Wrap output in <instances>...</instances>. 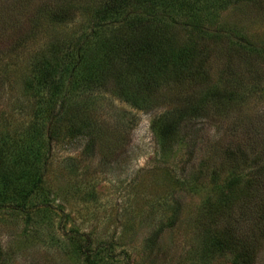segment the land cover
Returning a JSON list of instances; mask_svg holds the SVG:
<instances>
[{"label": "rangeland", "instance_id": "obj_1", "mask_svg": "<svg viewBox=\"0 0 264 264\" xmlns=\"http://www.w3.org/2000/svg\"><path fill=\"white\" fill-rule=\"evenodd\" d=\"M103 1L0 0V135H13L30 118L27 81L38 60L53 57L56 48L58 57L70 54L72 41L90 30V10ZM61 5H71L63 21L53 16ZM218 22L263 48L264 0H240ZM220 37L203 40L211 76L220 79L230 57L250 95L225 114L188 120L165 149L151 127L167 106L144 111L110 92L97 95L106 138L63 132L44 167L45 185L30 206L0 208V264H90L82 252L87 239L94 264H264V232L257 233V227L264 229V85L255 94L251 88L257 78L264 83V56H227L234 37ZM169 89L190 91L187 82ZM90 141L95 150L88 148ZM0 151L6 156L0 168L10 167V151ZM233 173L254 197L206 217V203L219 202ZM35 202L40 206H31ZM177 203L178 222L160 232ZM220 232L230 241L216 249L213 238ZM254 245L245 263L240 255Z\"/></svg>", "mask_w": 264, "mask_h": 264}, {"label": "trees", "instance_id": "obj_2", "mask_svg": "<svg viewBox=\"0 0 264 264\" xmlns=\"http://www.w3.org/2000/svg\"><path fill=\"white\" fill-rule=\"evenodd\" d=\"M239 1L104 0L92 8L90 30L83 31L72 41L70 54L58 57L60 48H56L53 57L38 60L34 76L27 81L32 103L30 118L17 127L18 132L13 135H0L1 149L7 148L11 159L10 167L0 168V208L24 211L30 206L31 199L45 185L44 167L64 131L71 137L83 134L92 140L99 135L100 139L106 138L96 99L104 92H110L138 110L167 106L151 127L164 149L180 135L188 120L212 112L225 114L250 95L242 86L230 57L220 79H213L207 66L210 50L203 46L208 36L219 39L226 32L227 36L237 39L236 43L232 38L233 45L227 48V56L232 52L264 56V46L261 48L248 40L244 32L236 27L229 30L219 26L220 13ZM70 7L61 5L53 16L63 21ZM237 45L242 48L238 46V49ZM257 79L251 86L254 94L264 85L262 79ZM186 82L190 89L188 95L169 89L170 84L185 88ZM195 87L197 90L192 89ZM176 96L181 99L176 100ZM80 97L83 99L79 100ZM95 144L90 141L88 148L95 150ZM5 158L0 154V163L6 162ZM32 177L37 178L34 181ZM230 177L232 182L224 188L219 202L209 203L210 206L206 203V217L214 216L223 208L229 210L238 199L254 197V191L245 190L248 184L246 188L238 186V175L233 173ZM51 203V200L41 202L45 206ZM31 206L35 208L40 203ZM179 208L180 203H177L171 218L159 228L160 232L178 222ZM260 214L264 217V211ZM257 229V233L264 232L260 226ZM221 234L213 238L216 249L230 241ZM152 241L155 243V239ZM254 251L255 245L245 247L240 255L242 261L247 263ZM82 252L87 261L94 264L95 250L89 239L82 246ZM2 253L0 240V263Z\"/></svg>", "mask_w": 264, "mask_h": 264}]
</instances>
